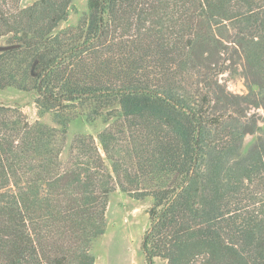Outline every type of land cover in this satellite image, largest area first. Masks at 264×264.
Masks as SVG:
<instances>
[{
  "label": "trees",
  "instance_id": "obj_1",
  "mask_svg": "<svg viewBox=\"0 0 264 264\" xmlns=\"http://www.w3.org/2000/svg\"><path fill=\"white\" fill-rule=\"evenodd\" d=\"M71 3L0 0V89L60 125L0 106V264H94L117 188L152 198L147 264H264V0H86L58 28ZM237 65L244 94L219 79ZM80 114L105 126L63 160Z\"/></svg>",
  "mask_w": 264,
  "mask_h": 264
},
{
  "label": "rangeland",
  "instance_id": "obj_2",
  "mask_svg": "<svg viewBox=\"0 0 264 264\" xmlns=\"http://www.w3.org/2000/svg\"><path fill=\"white\" fill-rule=\"evenodd\" d=\"M34 1L36 0H19V4L26 6ZM85 13H87L86 0H72L67 19L62 21L58 28L76 25ZM7 38L8 36L0 37V52L5 48ZM219 79L232 93L247 92L239 65L220 74ZM1 105L18 108L29 122L38 121L48 126L60 127L54 120L53 112L36 103V96L33 92L20 90L13 86L0 89ZM250 111H258L262 115L261 108H251ZM258 124L264 126L261 121ZM104 126L105 122L102 117L94 122H87L82 114L72 118L66 127L65 146L60 155L61 159L66 158L68 146L76 134H91L96 137ZM258 135L259 133L256 132L245 136L243 152L251 147ZM151 202V197L135 198L118 188L109 193L105 210V230L103 234L94 239L91 246L95 259L94 264H147L140 246L144 232L149 225L147 210ZM165 263L164 259L155 258L154 264Z\"/></svg>",
  "mask_w": 264,
  "mask_h": 264
},
{
  "label": "bare ground",
  "instance_id": "obj_3",
  "mask_svg": "<svg viewBox=\"0 0 264 264\" xmlns=\"http://www.w3.org/2000/svg\"><path fill=\"white\" fill-rule=\"evenodd\" d=\"M133 223V222H132ZM129 224V223H128ZM135 226V225H134ZM140 226V225H139ZM140 228V227H139ZM134 229V228H133ZM138 231V230H137ZM126 232V231H125ZM127 233H129V232H127ZM129 236V235H128ZM116 237V236H115ZM118 237V236H117ZM116 239H118V238H116ZM120 239V238H119ZM124 242V241H123ZM126 242V241H125ZM125 244V243H124ZM121 246V245H120ZM122 246H123V243H122ZM124 247V246H123Z\"/></svg>",
  "mask_w": 264,
  "mask_h": 264
}]
</instances>
